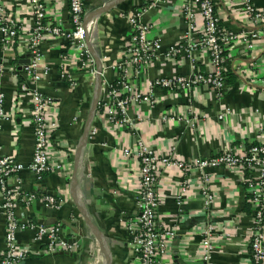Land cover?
I'll list each match as a JSON object with an SVG mask.
<instances>
[{"label":"crops","instance_id":"1","mask_svg":"<svg viewBox=\"0 0 264 264\" xmlns=\"http://www.w3.org/2000/svg\"><path fill=\"white\" fill-rule=\"evenodd\" d=\"M40 2L47 9L45 21L59 27L61 33L40 45L39 89L51 98L52 115L57 119V128L50 137V152L54 163H64L67 159L69 164L40 181L28 170L23 171L18 184L12 183L13 187L24 194L35 193L37 198L30 205L18 204L16 216L31 224L56 226L60 238L75 240L79 248L73 253L41 255L40 244L33 242L32 233L22 232L18 235L19 242L32 250L21 264H132L127 227L138 215L137 135L127 125L110 124L97 110L78 166L77 189L72 190L74 156L93 105L97 77L87 71H77L76 49L66 38L72 31L68 1ZM214 2L220 23L228 32L263 30L264 26L247 21L241 2L232 5L227 0ZM248 2L264 11V0ZM5 4L22 30L8 53L3 55L0 47V63H3L0 95L9 118L0 125V150L27 166L34 139L29 122L30 95L18 91L20 82H27L19 70V61L25 56L21 51L22 40L33 26V14L29 0H5ZM139 9H144L140 20L150 25L147 37L160 43V52L166 54L176 47L179 52L172 60L159 56L136 74L130 70V81L137 90L147 94L150 84L159 78L174 80L189 76L193 64L205 72L210 68L205 50L188 53L182 44L185 24L180 14V0H83L82 21L88 31L92 54L103 72L100 99L106 85L116 78L113 66L119 62L132 32L128 20ZM226 52V69L237 80L220 97L206 86L178 91L171 97L167 91L154 88L151 103L128 107L129 118H140L137 133L157 154L171 153L176 159L193 163L212 159L223 150L237 152L242 147L264 143V38L254 42L251 50L240 44ZM64 56L67 62L63 61ZM225 110L230 114L218 121V115ZM164 114L172 115L173 120L163 122ZM125 149L131 153L127 158ZM208 175L215 200L206 214L202 209L203 181L198 172L184 173L175 167L162 171L157 225L160 229L174 228L176 237L170 243L168 255L158 264H202L199 249L207 225L212 227L211 238L215 244L211 264L250 263L247 241L252 232V212L243 176L238 170L223 167L209 170ZM185 181L188 186L183 190ZM73 194L87 220L74 202ZM45 196L61 203L52 209L42 201ZM178 200L182 202L180 209ZM4 236L5 216L0 210V258Z\"/></svg>","mask_w":264,"mask_h":264},{"label":"built area","instance_id":"2","mask_svg":"<svg viewBox=\"0 0 264 264\" xmlns=\"http://www.w3.org/2000/svg\"><path fill=\"white\" fill-rule=\"evenodd\" d=\"M32 7L33 26L22 40L21 51L28 62L20 66V72L27 82H20L19 93L30 95V119L33 126V154L30 163L25 166L15 159L1 153L0 150V210L5 216L4 250L0 258V264H21L31 253L29 245H22L18 235L22 232H31L34 243L40 244L41 255H53L57 253H73L78 250L77 242H67L59 237V230L55 227H45L34 223L21 221L16 216L18 204L30 205L36 200L35 193L24 194L14 184L23 171L28 170L36 181H40L45 175L68 167L67 159L64 163H54L50 152V137L57 128V119L52 115V100L40 91L42 76L39 67L42 59L40 51L41 43L48 38H56L61 35L59 27L47 23L45 20L47 9L40 0H29ZM69 3V17L72 31L66 36L69 44L76 49L75 63L77 71H87L96 75L94 61L87 49L86 38L88 31L82 21L83 0H67ZM161 1V0H158ZM231 5L241 2L246 19L254 26H264V11L255 9L248 0H227ZM180 14L185 24L182 36V44L188 53L205 50L210 59V68L207 72L201 71L195 64L189 76L173 79L159 78L149 86L147 94L137 90L131 83L130 70L138 73L148 65H151L159 56L170 60L176 57L179 48H171L166 54L160 52L161 46L157 40L149 39V23H144L140 17L144 9L136 11L129 18L131 35L125 45L119 62L113 66L116 78L105 87L104 96L99 100L97 110L110 124L127 125L135 130L136 156L138 160L137 179V210L138 215L129 221L128 232L132 252V264H158L169 253L170 243L176 237L174 228L160 229L157 225L156 213L160 204L159 186L162 171L168 168H178L182 172L195 170L201 176L203 186L202 209L207 214L214 204V196L210 190L209 170L223 167L235 169L243 176V185L247 184V190L251 196L252 232L248 238L247 246L252 255L249 264H264V143L250 147H242L235 152L223 150L212 159H199L195 162L185 163L171 156L157 154L142 137L137 133L140 118H129L127 109L129 106H138L151 103L154 98V88L167 91L169 97L178 91L191 90L193 87H209L218 97L224 94L225 85L223 75L226 72V61L222 53L240 44L248 50L254 48V42L264 38V28L257 32H241L233 34L224 27L219 28L220 17L214 0H180ZM22 28L17 24L12 12L0 0V47L3 55L8 53L15 42L18 41ZM64 62L68 58L64 56ZM3 63H0V71ZM47 71V70H46ZM101 72V78H102ZM69 74V73H68ZM264 76V70L262 71ZM46 75V72H44ZM71 79L70 74L68 75ZM117 82V87L113 83ZM264 82V81H263ZM230 114L222 111L217 120L222 121ZM9 119L3 108V96L0 95V125ZM161 120L165 123L173 120L172 115L164 114ZM128 149L124 150V156L130 155ZM248 174V177H246ZM185 181L182 189L188 186ZM186 186V187H185ZM182 192H185L183 191ZM42 201L46 206L54 209L61 203L60 200L45 196ZM180 209L181 201H177ZM204 237L200 243L199 258L202 264H211V256L215 250L212 240V227L207 225L204 229Z\"/></svg>","mask_w":264,"mask_h":264},{"label":"water","instance_id":"3","mask_svg":"<svg viewBox=\"0 0 264 264\" xmlns=\"http://www.w3.org/2000/svg\"><path fill=\"white\" fill-rule=\"evenodd\" d=\"M88 38H89V36H87V38H86V45H87V49H88L89 53L92 54V49H91V46L89 44V39ZM92 56L94 57V59L96 61V66H97V70H96V77H97L96 86L97 87H96V91H95V95H94L93 105H92L91 111H90L89 116H88L86 128H85V131H84V135H83L82 139L80 140V143L78 145V148H77V150L75 152V156H74V172H73V178L71 180L72 190H76L77 189L76 178H77L78 166H79L80 159L82 157L83 151L85 149L86 142H87L88 136H89V130H90L92 121H93V119H94V117L96 115L98 102L100 100V93H101L100 91H101V84H102V79H101L102 68H101V65H100L97 57L95 55H93V54H92ZM27 62H28V60H27L26 56H23V58H21V60L19 61V64L23 65V64H26ZM19 70H20V67H19ZM74 194H76V192H74ZM74 194H73V200L77 204V206H78L79 210L81 211V213L83 214L85 220H87L86 216L83 213V209L80 206V202L76 198V195L74 196ZM63 240H65V239H63ZM65 241H67V240H65ZM72 241L74 242L75 240H71V241H67V242H72Z\"/></svg>","mask_w":264,"mask_h":264},{"label":"trees","instance_id":"4","mask_svg":"<svg viewBox=\"0 0 264 264\" xmlns=\"http://www.w3.org/2000/svg\"><path fill=\"white\" fill-rule=\"evenodd\" d=\"M218 27L219 28H223V26L221 25L220 22H218ZM222 56H223L224 60H226V58H227V52L224 51L222 53ZM223 76H224L223 77V82H224L225 87H232L234 85V83L236 82V80H237L236 75L231 70H226V72L224 73ZM113 86L114 87H117L118 86L117 85V82H114L113 83ZM164 91L166 92V90H164ZM246 177H248V174H246ZM244 186L247 187V184H245ZM250 198H251V196H250V194H248V204H249V210H250V213H251L252 211H251V206H250ZM247 247L249 248L250 258H251V255H252L251 249H250L249 246H247Z\"/></svg>","mask_w":264,"mask_h":264}]
</instances>
